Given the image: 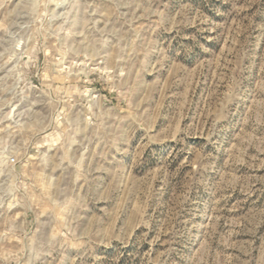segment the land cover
<instances>
[{"label":"rangeland","instance_id":"obj_1","mask_svg":"<svg viewBox=\"0 0 264 264\" xmlns=\"http://www.w3.org/2000/svg\"><path fill=\"white\" fill-rule=\"evenodd\" d=\"M0 264H264V0H0Z\"/></svg>","mask_w":264,"mask_h":264}]
</instances>
